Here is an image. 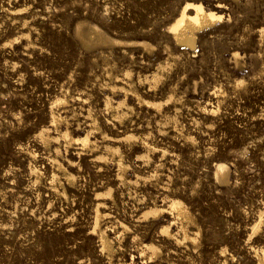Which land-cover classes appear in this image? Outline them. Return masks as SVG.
Masks as SVG:
<instances>
[{
    "label": "rangeland",
    "instance_id": "obj_1",
    "mask_svg": "<svg viewBox=\"0 0 264 264\" xmlns=\"http://www.w3.org/2000/svg\"><path fill=\"white\" fill-rule=\"evenodd\" d=\"M0 264H264V0H0Z\"/></svg>",
    "mask_w": 264,
    "mask_h": 264
},
{
    "label": "bare ground",
    "instance_id": "obj_2",
    "mask_svg": "<svg viewBox=\"0 0 264 264\" xmlns=\"http://www.w3.org/2000/svg\"><path fill=\"white\" fill-rule=\"evenodd\" d=\"M221 17L216 11L206 9L200 2H188L169 28L173 32L177 44L195 47L197 45L196 33L214 24ZM216 175L219 180L225 181L228 177V166L219 163L216 168Z\"/></svg>",
    "mask_w": 264,
    "mask_h": 264
}]
</instances>
